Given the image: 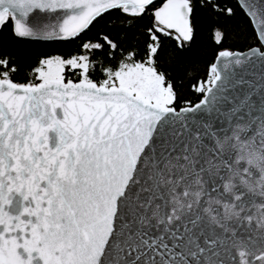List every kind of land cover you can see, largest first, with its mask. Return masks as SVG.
I'll return each instance as SVG.
<instances>
[{
	"label": "snow or ice",
	"instance_id": "1",
	"mask_svg": "<svg viewBox=\"0 0 264 264\" xmlns=\"http://www.w3.org/2000/svg\"><path fill=\"white\" fill-rule=\"evenodd\" d=\"M0 264H264V0H0Z\"/></svg>",
	"mask_w": 264,
	"mask_h": 264
}]
</instances>
